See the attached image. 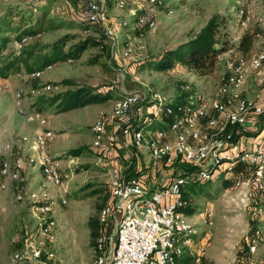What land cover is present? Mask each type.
<instances>
[{"label":"built area","instance_id":"built-area-1","mask_svg":"<svg viewBox=\"0 0 264 264\" xmlns=\"http://www.w3.org/2000/svg\"><path fill=\"white\" fill-rule=\"evenodd\" d=\"M25 1L38 6L41 0ZM75 1L84 4V21L105 38L110 59L126 62L134 56V41L155 29L156 21L150 15L164 9L166 16H171L175 0H115L113 15L108 10L109 0ZM262 7L264 9V5ZM123 11L128 13L127 18L120 15ZM247 14L242 6L237 17L244 18ZM259 23L264 25V14ZM127 31L136 36H128ZM120 32L127 36L121 50L118 49ZM42 38L40 33L26 35L15 41L14 46L20 49ZM258 39L259 47L251 55L235 53L226 63L211 95L193 91L187 82L183 85L186 96L180 93L171 97L155 89H126L114 101L110 115L100 114L92 124V149L100 154L109 175L110 203L102 210L100 221L114 224L113 233L99 237L95 243L94 264H182L184 257L185 264H201L199 257L205 252L214 214L204 213L202 221L207 230L199 237L194 250L192 236L196 221L191 222L194 216L187 209H191L192 202L184 194L190 185L219 179L230 182L225 192L238 193L240 205L245 209L251 206V218L257 222L249 240V256L242 264H264L261 226L264 146L250 142L253 137L240 132L245 127H254L255 120L264 114V93L253 97L245 95L249 77L254 76L258 85L264 86V36ZM52 69L49 66L44 71L16 74L11 78L23 81L16 87L11 84V78L0 81V92H12L16 110L25 115L28 123H36L41 128L32 136H21L18 155L1 162L0 175L17 182L26 167L41 172L38 188L19 190L15 197L17 202L29 205L34 216L41 218L51 215L56 206L66 204L64 195L73 171L64 167V163L75 162V159L64 161L49 154L48 147L54 142L55 134L47 128L46 115L33 108L40 98L64 89L44 80L45 72ZM113 72V78L100 85L96 93L111 92L127 81L126 69L113 68ZM176 72L180 73L181 69L177 68ZM33 82L37 84H28ZM153 123H156L154 130L144 134L142 128ZM6 149L11 151V145L7 144ZM175 163H186L193 172L175 168ZM237 167L244 171L237 172ZM158 172L165 178L150 184ZM5 188V184L0 185L1 190ZM49 188L60 190L62 197H53ZM54 228L53 221H46L42 229L41 235L48 243L55 240ZM61 263L44 241L15 252L9 262Z\"/></svg>","mask_w":264,"mask_h":264},{"label":"rangeland","instance_id":"rangeland-1","mask_svg":"<svg viewBox=\"0 0 264 264\" xmlns=\"http://www.w3.org/2000/svg\"><path fill=\"white\" fill-rule=\"evenodd\" d=\"M82 1L85 3L92 0ZM114 1H108V10L111 15L115 13ZM41 4H47V9L32 13L23 0H0V26H3L5 11L11 9L12 16L6 20H11L9 27L12 33L20 20L19 17L29 19L32 23L38 17H42L44 24L41 29L43 35L41 43H51L65 33L85 35L84 30L77 24L84 22V4H78L75 0H41L38 5ZM263 5L264 0H175L171 6L173 9L171 16H166L164 9H157L150 15L156 21V27L153 31L146 33L143 38L134 41L135 53L130 61L125 62L121 59L114 61L110 59L109 49L105 57L99 48H92L87 50L78 61L60 63L51 71L45 72L44 80L57 83L63 79H69L78 87L91 89H96L112 79L113 68L126 69L128 77L122 86L113 89L108 99L100 103L96 102L61 114H57L54 109L43 112L48 119L47 128L49 129L50 125L54 130L53 144L58 152H62L61 157L70 149L82 147L84 151L75 158L74 163H64V167L73 171L64 195L66 204L56 206L53 213L46 218L34 216L29 205L14 201L16 191L10 192V185L4 190L0 189V264H9L16 251L23 250L39 241H44L46 247L56 253L61 264H94L93 247L99 237L113 233L114 224L100 221L102 210L110 203L109 175L108 167L102 162L100 154L92 149L90 127L100 114L110 115L114 101L126 89L138 91L155 89L174 97L179 94L182 84L187 82L191 84L193 91L199 90L207 96L211 95L217 86L219 74L225 70L226 63L233 58V52L221 54L218 71L206 78H198L186 69H181L180 73L161 72L154 69L142 70L140 65L168 47L196 34L213 15L227 17L225 32L232 43L237 45L239 37L247 30L261 28L264 31V25L259 23V18L264 14ZM242 6L248 14L247 17L239 18L237 17L238 9ZM120 15L128 17L126 11L121 12ZM86 34L99 37V33L92 29ZM126 34L131 37L136 36L130 31ZM118 41V49L121 50L127 41V36H122L120 32ZM259 44L260 40L257 38L255 49L259 47ZM98 55L101 58L93 62L92 59ZM133 75L135 77H132ZM7 93L0 92V111L2 112L0 122L4 121V124L3 118L12 115L9 101H5ZM262 93H264V86L258 85L254 76L249 77L245 85V95L253 97ZM13 112L17 114L18 111ZM255 121L254 127H245V130H248L249 135L253 137L250 142L261 143L264 146V130L257 133L260 125L264 124V119L257 118ZM35 124H32L34 127H31L29 132L39 130ZM155 126L156 123L145 125L142 132L147 134L154 130ZM0 129L5 133L14 131L8 130L5 126ZM256 136L258 137L254 138ZM4 145L5 139L0 137V151L3 150ZM15 153L14 150L13 155ZM1 160L0 158V166ZM162 178L165 176L157 175L149 183L152 184L154 181L158 183ZM203 186L205 187L203 193L191 197V211H193L191 214L194 216L191 222L196 221L195 235L192 236L194 250L198 247L199 237L207 230V226L202 221L207 211L214 214V226L206 242L204 239L205 252L199 257L200 263H244L246 260L243 259L245 257L242 254L244 241L257 226V223L252 222L251 206L245 209L240 205V196L236 195L238 193L235 191H230L229 194L225 192L226 187L223 186L222 179L210 181ZM5 195H9L10 200L5 201L3 199ZM46 221H53L55 224L53 230L55 240L52 243L46 242V237L41 235ZM261 221L264 231V218ZM94 228L97 235L93 237L92 229ZM185 259L184 257L182 264L186 263Z\"/></svg>","mask_w":264,"mask_h":264},{"label":"trees","instance_id":"trees-1","mask_svg":"<svg viewBox=\"0 0 264 264\" xmlns=\"http://www.w3.org/2000/svg\"><path fill=\"white\" fill-rule=\"evenodd\" d=\"M23 1L24 4L27 5L28 10L32 13L47 9V4L32 6L25 0ZM10 10L11 9H7L5 11L3 17L4 21L2 22L3 26H0V81H6L22 71L33 73L44 71L49 66L54 67L60 63L68 62L69 60L73 62L78 61L87 50L92 48H99L105 57L108 55V44L105 38L98 29L88 25L85 21V23L83 22L84 24L80 22L77 23L78 26L84 30L83 32L85 35L65 33L51 43H41L39 41L17 49L14 46L15 41L26 35L42 34L41 29L44 24V19L38 17L32 23L29 19L19 17L20 20L15 25L12 33L9 27L11 20H6L12 16ZM226 22H228L227 17L223 15L211 16L196 34L189 36L187 39L174 46L168 47L159 55L145 60L140 65V68H142V70L154 69L161 72H176V69L180 68L186 69L198 78H206L214 75L218 71L221 54L233 52L232 54L239 53L243 56L251 55L256 50L254 47L255 40L258 36H264V31L261 28L247 30L239 37L237 45H234L225 32ZM91 29L97 31L99 37L86 34ZM99 58H101V56L98 55L94 57L92 61L95 62ZM31 84L36 85L37 82ZM53 84L60 85L65 90L50 97L40 98L33 106L36 111L45 112L54 109L57 114H61L73 109L84 108L96 102L100 103L108 99L109 94H111V92L103 94L96 93L98 87L96 89L78 87L69 79H63ZM183 85H185V83L182 84L179 94L181 93V96H186V93L183 92ZM258 118L264 119V114ZM263 130L264 124L260 125L257 133H261ZM240 132L243 135L251 136L248 130L241 129ZM83 151L84 149L82 147L70 149L60 158L65 160L75 159L79 157ZM4 160L5 159L1 162ZM174 167H180L185 172H193V169L186 163L183 165L175 163ZM236 171L243 172L244 169L237 167ZM160 172L156 173L155 176L161 175ZM205 184L206 183H196L188 186L187 192L184 194L185 198L188 200L193 196L203 193L205 191L203 185ZM223 186L226 188L229 187L230 182L227 180L223 181ZM19 190H21L20 187L17 191ZM108 196L110 197V194ZM187 212L192 213L193 211L187 209ZM252 222L257 223L253 219ZM105 228L110 230V228ZM92 230V236L94 237L97 235L96 229L94 228ZM252 230H254V228ZM252 232L248 235L242 247V254L245 257L243 258L244 260L248 257V245Z\"/></svg>","mask_w":264,"mask_h":264},{"label":"crops","instance_id":"crops-1","mask_svg":"<svg viewBox=\"0 0 264 264\" xmlns=\"http://www.w3.org/2000/svg\"><path fill=\"white\" fill-rule=\"evenodd\" d=\"M11 84L13 85V87L18 86L19 84H23V81H19L17 79L11 78ZM31 84V83H28ZM6 102L9 101V109L12 113V115H8L5 116L3 119L5 120V124H7V126L4 124V121L0 122V127L3 129V127H7L8 130H14L12 133H5L2 132V130L0 129V137H3L5 139V145L3 147V150L0 151V158L3 159H8L10 157H14L18 155L19 152V148L21 146V136L23 135H34L35 133H37L41 128L39 127V130L35 131V132H29V129L31 127H34L31 123L27 122V119L25 117V115L20 114L19 112H17V114H15L13 111L16 110L15 106H14V100H13V94L12 92H8L7 96H6ZM7 106V105H6ZM1 109V108H0ZM1 111H0V116H1ZM7 117V120H6ZM36 125V124H35ZM19 130V132L16 133V131ZM49 129L54 131L52 126L49 125ZM10 144L12 147L11 151H8L6 149V145ZM15 150V155H13V152ZM48 152L50 155L52 156H57V157H61L62 152H58L57 151V147H55V145L53 143H51L48 147ZM1 160V161H2ZM2 182L0 183V185L5 184L6 188L7 186L9 187L10 185V192L11 190H15L17 194V190L20 187V189L22 190H33V188H38L40 182L42 181V175L41 172L37 169V168H28L26 167L20 174V179L17 182H12L10 179H6L3 178L1 176ZM22 184H24V187H22ZM5 188V189H6ZM50 193L53 197H57L60 198L62 197V194L60 193V190L55 189V188H51L50 189ZM8 194V193H7ZM3 199L6 201L7 199L10 200L9 195H5L3 196ZM14 201H16L14 199Z\"/></svg>","mask_w":264,"mask_h":264}]
</instances>
